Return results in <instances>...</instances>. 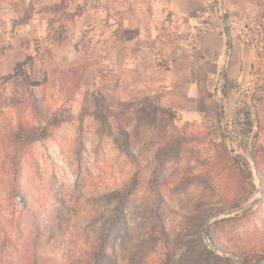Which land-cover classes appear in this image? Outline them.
Wrapping results in <instances>:
<instances>
[{"label": "rangeland", "instance_id": "374dc122", "mask_svg": "<svg viewBox=\"0 0 264 264\" xmlns=\"http://www.w3.org/2000/svg\"><path fill=\"white\" fill-rule=\"evenodd\" d=\"M76 4L100 17L69 47L51 46L48 35L20 27L29 14L26 0H0V246L4 235L11 242L0 249V264H31L16 232L18 218L30 229L33 220L39 223L44 263L78 264L100 221L114 213L116 198L109 194L122 189L126 255L141 250L139 264H240L233 251L264 264V242L252 240L264 235V32L258 27L264 0H74L67 12ZM49 7L37 10L51 28L70 21ZM124 12L151 21L149 32L160 44L186 41L177 66L187 76L176 73L160 85L161 96L170 88L163 100L149 95L161 80L133 81L137 57L122 43L140 30L123 27ZM11 20L22 23L10 31ZM23 39L26 44H17ZM90 63L96 66L83 70ZM252 96L260 99L255 147L232 148L225 122ZM187 105L193 111H181ZM220 106L222 138L214 124ZM43 126L48 137L21 152L15 180L21 195L11 217L9 137L18 127ZM233 159L246 164L256 186L236 208L244 180Z\"/></svg>", "mask_w": 264, "mask_h": 264}, {"label": "trees", "instance_id": "16d2710c", "mask_svg": "<svg viewBox=\"0 0 264 264\" xmlns=\"http://www.w3.org/2000/svg\"><path fill=\"white\" fill-rule=\"evenodd\" d=\"M74 0H60L59 3L50 6V10L54 13L62 12L63 16H65L66 20H71L76 16H80L85 13V6H80L78 4L75 5L74 12L68 13L69 4ZM79 1V0H78ZM225 17L223 20L225 21ZM205 24H209L208 20L204 21ZM260 32H264L263 24L258 25ZM66 26L64 23H60L56 28H51L50 23H48V38L51 41L50 45L54 46L61 45L66 39ZM51 33V34H49ZM226 36L227 34L224 33ZM172 40H168L166 42L170 43ZM226 51L229 53L232 49L231 42L226 40ZM92 65L85 64L83 66V70L86 69L87 66ZM97 71H100V67H97ZM224 81L226 80V76H223ZM223 93V92H222ZM160 93H156L152 96L156 101H159ZM257 102H260L259 98L250 97V104L247 102H241L238 104L234 110V118L232 123L225 122V126L223 128L226 131L225 138L228 139V142L232 148L237 147L239 149H247L249 146L252 148L253 140H257V133L254 128L257 127V122H259V114L257 113ZM219 116L214 122L215 130L219 131V138H222V134L220 133L221 123L224 119V110L223 107L220 106ZM48 137V129L47 126H43L41 128H31L24 129L22 127H18L15 132H12L9 137V143L11 146V150L14 152L12 154L11 160H9L11 167H13L15 178L11 179L10 186L8 189V194L10 197L11 206L8 205V215L11 217L14 213L17 212L16 207H14V202H16L17 198L20 197L21 193L18 190V186L16 185V179L20 173L21 167V152L24 148L28 147L34 142L38 140L45 139ZM252 154V161L255 164L256 172L259 173L257 167V157ZM234 163L238 164L241 175L243 176L244 183L242 184L240 197L235 201L234 207H238L242 203L246 202L256 190V186L252 180V172L248 169L245 163H242L238 160L233 159ZM136 182V180L134 181ZM133 182V183H134ZM109 196L116 198V206L114 213L111 216H108L105 220L100 221L98 228L96 229L94 238L92 239L88 250L84 253V257L78 261V264H123L125 262H130V264H139L138 255L141 253V250L138 251L137 255L128 256L126 255L125 243H126V191L122 190H114L109 194ZM24 205V204H23ZM33 229H30L27 224H25V220L18 218L16 223V232L18 236L22 239V249L26 251V258L31 264H46L43 261L41 256V251L44 249V234L41 231L40 225L38 222L31 223ZM3 231H6L3 228ZM6 234V233H5ZM209 240L212 246L220 248L217 245L216 240L214 239L212 234H209ZM253 241L264 242V235H257L252 238ZM10 240L3 236L1 241V250L4 251L8 245H10ZM205 255L209 256L218 261H223L225 263H230L228 258H224L214 254L212 251L204 250ZM235 255H238L240 264H250L248 257H244L242 254H236V252H232ZM127 259V260H126Z\"/></svg>", "mask_w": 264, "mask_h": 264}, {"label": "crops", "instance_id": "0c3cea01", "mask_svg": "<svg viewBox=\"0 0 264 264\" xmlns=\"http://www.w3.org/2000/svg\"><path fill=\"white\" fill-rule=\"evenodd\" d=\"M28 4V16L23 22V24L20 25L21 28L26 30L27 32L32 31L36 32L38 36L46 38L48 35V23H47V15L43 13H38V8L42 6H52L60 2V0H26ZM74 10V9H73ZM72 10V11H73ZM27 11V10H26ZM34 11V14L31 12ZM177 13V11L175 10ZM129 14V13H127ZM124 15V24L123 27L125 29L131 30V29H138V33L136 32L135 35H133L132 38H126V41L122 43L123 48L126 50V54L129 56H132L134 60V69L132 71L133 73V81L147 84L146 82L155 81V80H161L160 83H156L155 86H151V91L149 95H155L156 93L160 92V85L163 83H166L167 85L170 84L171 75L176 77V73L179 74V77L187 76L186 74H183L181 70L178 69V60L181 59L180 54H186L185 51V44L186 41L181 39L180 41H171L170 43L160 44V42L155 39V36L152 32H149V28L153 27V24L149 20H144V22L139 21V12L132 13L133 16L126 17V12L123 13ZM24 17V15H23ZM36 17L40 20V18L44 17V20H42V23H39V20H36ZM99 13H83L80 16H76L70 21L65 23L66 26V39L62 43L64 46H71V44H78L82 41L83 37V29L86 25L90 23H99ZM130 17H133V21H130ZM155 17H162L161 14L155 13ZM92 22H88V21ZM135 21H137V26L135 24ZM20 22H13V20L9 21L7 24V30L12 31ZM20 22V23H22ZM38 22V25L36 24ZM109 29V28H108ZM9 32V31H8ZM113 31L111 32L112 35ZM110 34L108 35V37ZM105 39V36H104ZM17 44H26L24 42V39L21 40ZM111 44H119L121 43H114V41ZM117 45V46H119ZM116 46V45H113ZM161 48V50H160ZM158 51H161V54L158 55ZM170 53H173L170 57ZM160 56V59H159ZM164 61V65L157 66L156 63ZM150 64V66H148ZM96 65L92 64L88 67H94ZM98 67V66H97ZM96 67V71H97ZM100 67V66H99ZM162 68V69H161ZM101 69V68H100ZM170 88H167L165 91H163L162 96H160L159 100H163L168 97V91ZM187 103V102H185ZM175 107V106H173ZM177 107V106H176ZM193 111V108H190L188 105L183 108H181V111Z\"/></svg>", "mask_w": 264, "mask_h": 264}]
</instances>
